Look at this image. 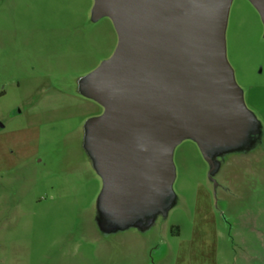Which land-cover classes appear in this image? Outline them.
Masks as SVG:
<instances>
[{
	"label": "rangeland",
	"instance_id": "rangeland-1",
	"mask_svg": "<svg viewBox=\"0 0 264 264\" xmlns=\"http://www.w3.org/2000/svg\"><path fill=\"white\" fill-rule=\"evenodd\" d=\"M97 0H0V264H264V19L232 0L227 61L246 112L192 128L171 177L114 195L94 75L118 34Z\"/></svg>",
	"mask_w": 264,
	"mask_h": 264
},
{
	"label": "water",
	"instance_id": "water-1",
	"mask_svg": "<svg viewBox=\"0 0 264 264\" xmlns=\"http://www.w3.org/2000/svg\"><path fill=\"white\" fill-rule=\"evenodd\" d=\"M251 2L264 19V0ZM230 4L97 0V15L113 20L119 42L93 79L105 112L99 125L109 201L127 191L137 199L153 179L171 177L172 150L192 128L225 132L247 111L226 55Z\"/></svg>",
	"mask_w": 264,
	"mask_h": 264
}]
</instances>
